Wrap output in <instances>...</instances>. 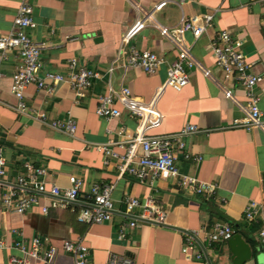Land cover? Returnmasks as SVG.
Segmentation results:
<instances>
[{"label": "crops", "instance_id": "crops-1", "mask_svg": "<svg viewBox=\"0 0 264 264\" xmlns=\"http://www.w3.org/2000/svg\"><path fill=\"white\" fill-rule=\"evenodd\" d=\"M32 1L37 22L32 37L46 46L42 52L44 70L67 75L69 60L77 59L82 66L103 76L79 103L68 83L60 84L52 94L38 89L35 84L25 90L26 104L46 114L49 121L72 114L77 131L71 137L15 110L18 100L11 93L12 76L21 61L15 52H9L2 63L0 146L7 159L9 180L14 182L19 175H26L23 164L30 162L35 167L46 168L48 188L52 185L71 187L70 178L74 176L83 184L76 204L53 208V198L48 193L40 195V204L24 214L4 208L5 186L0 184V240L9 246L0 250V264H12L10 258L21 255L12 247L18 237L15 231L28 240L40 235L48 246L81 238L90 249L91 264H109L110 255L128 256L133 264H204L200 260H188L182 253L184 233L197 232L198 249L211 264H232L229 242L208 244V232L219 223L230 225L247 242L251 239L257 243L258 252L248 264L264 263V251L258 239L264 223V131L249 129L247 112L226 98L223 88L232 90L239 103L247 102L242 87L217 68L213 53L219 32L227 30L244 41V52L253 65V72L264 78V2L189 0L182 5L170 4L154 15L158 24L168 27L179 38L177 29L183 17L214 14L212 25L199 39L192 32L184 35L193 56L203 69L211 71L212 77H206L202 69L195 68L189 70L190 80L182 91L165 88L156 101L163 124L152 132L154 135L173 134L187 124L199 128V132L184 139L186 150L175 152L182 174L218 186V198L203 202L200 196L178 189L171 178L150 186L128 174L121 175L120 160L111 159L106 165L104 153L96 149L98 145H107L119 156L124 155L128 140L121 133V127L134 132L138 124V119L119 102L120 118L99 117L96 113L99 97L110 93L111 89L128 87L133 96L151 102L157 90L165 85L167 69L178 59V50L154 26L127 43L125 34L138 18V12L126 0ZM138 1L150 10L159 0ZM18 6V0H0V37L12 30ZM132 47L156 52L165 57L167 63L155 75L127 67L125 55ZM256 92L264 112V80ZM186 153L191 157L186 158ZM199 157L202 159L198 160ZM95 183L115 185V211L111 222L87 225L78 221L77 214L88 203L89 190ZM128 196L142 202L153 200L166 212L165 222L154 223L126 213L123 201ZM178 200L182 202L177 203ZM251 202L257 204L258 211L255 219L248 221L245 211ZM43 207L48 211L44 212ZM134 219L137 226L128 227ZM122 228H125L126 238L120 241L118 234ZM30 264L43 262L34 260ZM54 264H74V260L61 251Z\"/></svg>", "mask_w": 264, "mask_h": 264}, {"label": "built area", "instance_id": "built-area-1", "mask_svg": "<svg viewBox=\"0 0 264 264\" xmlns=\"http://www.w3.org/2000/svg\"><path fill=\"white\" fill-rule=\"evenodd\" d=\"M137 12L138 18L126 32L124 40L129 43L133 38L140 35L149 26H154L160 34L178 50V59L169 64L165 85L159 88L151 102H144L132 95L130 88L122 87L119 90L111 89L108 94L101 95L98 99L96 113L105 119H118L122 116L117 102L121 103L132 117L138 119L134 132L128 127L122 126L121 133L127 138L126 153L119 156L107 145H98L97 150L105 155L104 163L110 164L111 159H119L118 167L121 175L128 174L141 184L154 186L158 180L171 178L175 180L177 188L186 193L202 196L207 200L218 198V186L201 182L195 177L184 175L180 172L177 164L176 150L185 151L184 139L191 134L199 132V128L193 124H187L179 132L167 135H154L152 132L161 128L163 116L156 109V101L162 91L169 87L176 91H182L189 83V70L202 69L204 75L212 77L210 70L203 69L195 59L184 41V35L192 32L196 39L210 27L214 20V14H204L192 18L183 17L177 29L179 38L175 37L170 29L157 23L155 14L164 10L170 4L182 5L189 0H159L148 10L138 0H126ZM264 2V0H253ZM19 6L13 22L12 30L0 37V78L4 76L1 65L7 60L9 52H15L21 61L18 71L12 76L11 93L17 98L15 110L37 119L40 123L66 132L74 137L77 131V122L72 114L68 113L65 119L49 121L44 113H39L30 108L25 102V90L29 85L35 84L38 89L49 94L55 92L62 83H68L74 91L79 103L85 98L88 90L94 82L102 78V74L96 70L82 66L77 59L68 62L69 73L67 75L44 70L42 52L44 44L37 43L32 37V31L37 28L35 21V8L32 0H18ZM213 53L217 68L222 70L227 78L234 79L244 90L247 102L245 105L238 102L232 90L223 88L226 98L241 106L248 114V128H260L264 131V112L260 108V95L256 92L257 87L263 82L262 75L253 72V65L248 61L244 52V41L234 37L229 31L219 32L213 43ZM126 66L142 70L149 75H155L160 68L167 63L165 57L150 50H139L132 47L125 55ZM190 158L189 153L185 154ZM202 158L199 157L198 160ZM26 175H19L14 182L9 180L10 172L4 149L0 146V184L5 186L2 203L7 211L24 214L32 207L40 204V195L50 194L53 198V208H66L78 202L83 182L78 178L71 177V187L61 188L52 185L48 188L45 177L48 174L46 168L35 167L30 162H24ZM114 184L95 183L88 193V203L82 206L77 214L80 223L87 225L104 224L111 222L115 211L113 199ZM125 212L134 216L148 218L154 223H164L166 212L153 200L146 202L138 198L128 196L124 199ZM257 204L251 202L246 208L245 218L253 221L258 211ZM139 210L140 214H136ZM47 212L48 208L43 207ZM130 228L137 226L136 220L127 224ZM18 235L12 247L20 252V256H12V264H30L31 261H42L43 264H54V259L59 252L69 254L74 264H91V252L83 239L63 240L61 245H47L46 240L38 235L31 240L15 231ZM236 234L228 224H215L208 232V244L228 242ZM197 232L184 233V245L182 253L188 260L196 259L204 264H211L209 258L198 249ZM126 238L125 228L118 234V240ZM259 246L264 251V223L258 235ZM9 248L3 240H0V250ZM109 264H133L128 256L110 255ZM224 264V263H220Z\"/></svg>", "mask_w": 264, "mask_h": 264}, {"label": "water", "instance_id": "water-1", "mask_svg": "<svg viewBox=\"0 0 264 264\" xmlns=\"http://www.w3.org/2000/svg\"><path fill=\"white\" fill-rule=\"evenodd\" d=\"M264 181V177H263ZM182 202L178 200L177 203ZM231 250V263L232 264H248L254 259V251L251 245L244 239L241 234L236 233L229 241ZM259 260V259H258ZM258 264H264L258 261Z\"/></svg>", "mask_w": 264, "mask_h": 264}, {"label": "trees", "instance_id": "trees-1", "mask_svg": "<svg viewBox=\"0 0 264 264\" xmlns=\"http://www.w3.org/2000/svg\"><path fill=\"white\" fill-rule=\"evenodd\" d=\"M201 198H202V200H203V202H205V201H207V199L206 198H204V197H202V196H200ZM214 199H212V200H210V201H213ZM248 242L251 244V246L253 247V249H254V254L256 255L257 254V252H258V249H257V243L256 242H254L253 240H251V239H248Z\"/></svg>", "mask_w": 264, "mask_h": 264}]
</instances>
